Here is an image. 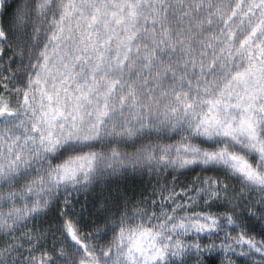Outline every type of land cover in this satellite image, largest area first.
<instances>
[{"label":"snow or ice","instance_id":"snow-or-ice-1","mask_svg":"<svg viewBox=\"0 0 264 264\" xmlns=\"http://www.w3.org/2000/svg\"><path fill=\"white\" fill-rule=\"evenodd\" d=\"M0 264H264V0H0Z\"/></svg>","mask_w":264,"mask_h":264}]
</instances>
